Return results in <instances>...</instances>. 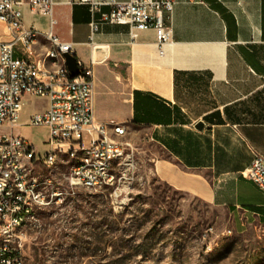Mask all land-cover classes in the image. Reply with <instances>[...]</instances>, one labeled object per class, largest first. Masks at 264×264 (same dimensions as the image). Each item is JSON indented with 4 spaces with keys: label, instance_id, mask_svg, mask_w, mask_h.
<instances>
[{
    "label": "crops",
    "instance_id": "1",
    "mask_svg": "<svg viewBox=\"0 0 264 264\" xmlns=\"http://www.w3.org/2000/svg\"><path fill=\"white\" fill-rule=\"evenodd\" d=\"M54 1L53 25L22 6L24 26L38 36L17 54L42 61L49 30L70 42L92 71L97 122L142 129L167 155L171 179L222 209L235 233L264 227V192L242 175L264 157V0H174L161 50L154 29L127 24L100 22L90 40V22L110 5L92 15L80 0ZM26 102L14 134L35 142L26 122L38 109Z\"/></svg>",
    "mask_w": 264,
    "mask_h": 264
},
{
    "label": "rangeland",
    "instance_id": "2",
    "mask_svg": "<svg viewBox=\"0 0 264 264\" xmlns=\"http://www.w3.org/2000/svg\"><path fill=\"white\" fill-rule=\"evenodd\" d=\"M25 100L27 110L45 105ZM33 129L34 173L59 183L64 198L36 209L24 229L23 264H264V227L232 231L222 209L171 179L167 155L139 127L126 124L120 140L130 145L113 165V182L92 188L64 180L76 162L69 155L46 165L44 134Z\"/></svg>",
    "mask_w": 264,
    "mask_h": 264
},
{
    "label": "built area",
    "instance_id": "3",
    "mask_svg": "<svg viewBox=\"0 0 264 264\" xmlns=\"http://www.w3.org/2000/svg\"><path fill=\"white\" fill-rule=\"evenodd\" d=\"M90 5L93 15L101 5L109 4L110 10L90 22L93 32L100 22L127 24L134 29H154L162 49L170 39V29L164 20L170 13L174 0H80ZM32 13L51 17L54 0H0V126H14L27 97L46 101L45 107L32 112L26 125L46 129L48 147L42 160L49 164L51 156L81 155V148L91 149V159H83L82 168H70L64 177L69 186L87 188L110 185L107 170H112L116 161L127 156L129 142L120 140L126 133L123 123L114 120L97 122L94 117V83L92 71L80 61V73L70 78L69 71H57V61H51V53L73 54L70 42L63 41L53 31L45 33L50 45L45 49L42 61L18 55L21 49L31 51L38 31L25 27L22 6ZM21 47V48H20ZM74 55V54H73ZM33 159L36 156L33 143L14 133H0V264H23L22 246L24 229L33 225L36 218L27 217V209L42 208L57 202L62 196L58 185L47 181L41 191L29 190L34 173ZM85 161H95L97 171H88ZM242 175L257 184L264 192V157L255 155ZM8 188H17L21 202H13ZM64 196H62V199Z\"/></svg>",
    "mask_w": 264,
    "mask_h": 264
},
{
    "label": "bare ground",
    "instance_id": "4",
    "mask_svg": "<svg viewBox=\"0 0 264 264\" xmlns=\"http://www.w3.org/2000/svg\"><path fill=\"white\" fill-rule=\"evenodd\" d=\"M51 61H57V71H64L65 69V60L63 55L59 53H51ZM70 157L76 159L75 164L72 166L74 169H81L83 159H91V149L90 148H81V155H69ZM56 156H51V160L48 165L54 163ZM121 162V161H120ZM85 168L88 171H97V164L95 161H85ZM112 170H107V178L113 179ZM1 178V170H0ZM50 179L48 177L39 180L38 178L32 179V182L29 183V190L41 191L46 187L47 181ZM8 195L13 196V202H21V193H18L17 188H8ZM37 208L27 209V217L34 218V214ZM2 260V253H0V262Z\"/></svg>",
    "mask_w": 264,
    "mask_h": 264
},
{
    "label": "water",
    "instance_id": "5",
    "mask_svg": "<svg viewBox=\"0 0 264 264\" xmlns=\"http://www.w3.org/2000/svg\"><path fill=\"white\" fill-rule=\"evenodd\" d=\"M64 60L67 70L69 71V77H75L80 73V69L77 65V59L73 54L64 53ZM202 123H198L197 127H201Z\"/></svg>",
    "mask_w": 264,
    "mask_h": 264
}]
</instances>
